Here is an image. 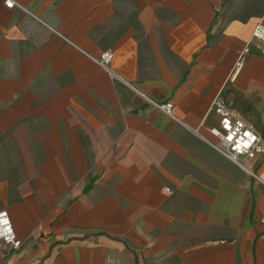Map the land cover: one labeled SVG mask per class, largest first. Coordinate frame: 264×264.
Masks as SVG:
<instances>
[{"label":"crops","instance_id":"0c3cea01","mask_svg":"<svg viewBox=\"0 0 264 264\" xmlns=\"http://www.w3.org/2000/svg\"><path fill=\"white\" fill-rule=\"evenodd\" d=\"M4 1L0 264H264V151L210 132L221 96L264 147V0Z\"/></svg>","mask_w":264,"mask_h":264},{"label":"built area","instance_id":"2783aa9c","mask_svg":"<svg viewBox=\"0 0 264 264\" xmlns=\"http://www.w3.org/2000/svg\"><path fill=\"white\" fill-rule=\"evenodd\" d=\"M4 2L9 8L19 6L14 0H5ZM254 43H257L259 52L264 53V24L262 23H257L253 27L244 51L247 52ZM112 57V51L105 50L99 55L96 62L106 68ZM156 106L164 113L172 115L173 105L171 102L156 104ZM211 107L218 116V124L210 129L211 134L216 139L213 146L217 150L222 151L236 163H240L244 159L254 158L264 151L260 134L221 96L213 99ZM169 191V188L166 187L165 192ZM0 245L12 251L19 250L22 245V241L16 236L6 211H0Z\"/></svg>","mask_w":264,"mask_h":264},{"label":"rangeland","instance_id":"374dc122","mask_svg":"<svg viewBox=\"0 0 264 264\" xmlns=\"http://www.w3.org/2000/svg\"><path fill=\"white\" fill-rule=\"evenodd\" d=\"M262 125H264V123ZM263 129H264V126H263Z\"/></svg>","mask_w":264,"mask_h":264}]
</instances>
